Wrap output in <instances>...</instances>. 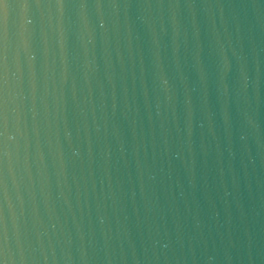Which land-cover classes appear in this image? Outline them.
Instances as JSON below:
<instances>
[{
	"label": "water",
	"instance_id": "water-1",
	"mask_svg": "<svg viewBox=\"0 0 264 264\" xmlns=\"http://www.w3.org/2000/svg\"><path fill=\"white\" fill-rule=\"evenodd\" d=\"M0 264H264V0H0Z\"/></svg>",
	"mask_w": 264,
	"mask_h": 264
}]
</instances>
